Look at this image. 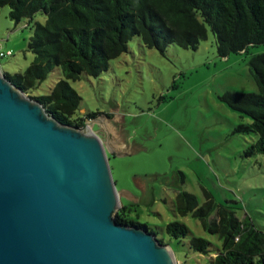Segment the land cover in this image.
<instances>
[{"label": "rangeland", "instance_id": "1", "mask_svg": "<svg viewBox=\"0 0 264 264\" xmlns=\"http://www.w3.org/2000/svg\"><path fill=\"white\" fill-rule=\"evenodd\" d=\"M8 12V7L0 8V52L5 54L0 70L12 75L22 73L32 61L27 49L31 26L45 19L36 14L30 23L15 24ZM262 53L264 45H257L219 58L209 29L197 50L170 45L164 55L133 38L128 51L111 60L99 77L83 75L69 82L81 98L75 117H123V123L109 121L111 126L144 149L120 158L108 154L112 178L116 190L130 196L121 199L127 218L167 244L177 264H210L213 255L188 248L191 237L207 240L214 250L220 247L217 236L205 232L198 220L174 213L179 192L193 194L199 205L207 192L216 205L231 207L239 220L247 217L264 231V157L244 156L255 136L235 133V128L250 120L221 101L225 92H258L248 62ZM59 79L56 68L33 95L48 94ZM92 129L98 131L99 125ZM173 221L189 229L180 242L165 233L166 224Z\"/></svg>", "mask_w": 264, "mask_h": 264}, {"label": "trees", "instance_id": "2", "mask_svg": "<svg viewBox=\"0 0 264 264\" xmlns=\"http://www.w3.org/2000/svg\"><path fill=\"white\" fill-rule=\"evenodd\" d=\"M2 7L9 8L8 17L15 24L21 20L30 23L36 14L45 19L43 24L31 26L27 43L33 55L30 64L22 73L3 74L28 97L38 100L51 116L78 128L95 115L75 117L81 98L69 82L83 75L99 77L111 60L128 51L133 38L161 55L170 45L197 50L208 29L219 58L264 45V0H0ZM248 64L258 92H225L221 101L250 120L235 128V133L255 136L244 156L264 157V53L252 56ZM56 68L61 79L48 94L34 96L32 91ZM203 195L205 201L199 205L193 194L179 192L174 213L198 220L205 232L217 236L220 247L214 250L207 240L191 237L188 248L213 255L210 264H264V231L247 217L239 220L231 207L216 205L209 193ZM127 212L122 206L115 221L149 231L128 219ZM164 230L178 242L190 233L177 221L166 224Z\"/></svg>", "mask_w": 264, "mask_h": 264}, {"label": "water", "instance_id": "3", "mask_svg": "<svg viewBox=\"0 0 264 264\" xmlns=\"http://www.w3.org/2000/svg\"><path fill=\"white\" fill-rule=\"evenodd\" d=\"M109 121L123 117L63 124L0 70V264H177L155 234L115 221L130 196L108 154L144 149Z\"/></svg>", "mask_w": 264, "mask_h": 264}, {"label": "built area", "instance_id": "4", "mask_svg": "<svg viewBox=\"0 0 264 264\" xmlns=\"http://www.w3.org/2000/svg\"><path fill=\"white\" fill-rule=\"evenodd\" d=\"M1 57H4V54H3L2 52H0V58H1Z\"/></svg>", "mask_w": 264, "mask_h": 264}, {"label": "flooded vegetation", "instance_id": "5", "mask_svg": "<svg viewBox=\"0 0 264 264\" xmlns=\"http://www.w3.org/2000/svg\"><path fill=\"white\" fill-rule=\"evenodd\" d=\"M99 135H102V138H104V135H103V133L99 132Z\"/></svg>", "mask_w": 264, "mask_h": 264}, {"label": "crops", "instance_id": "6", "mask_svg": "<svg viewBox=\"0 0 264 264\" xmlns=\"http://www.w3.org/2000/svg\"><path fill=\"white\" fill-rule=\"evenodd\" d=\"M120 191H122V190H120Z\"/></svg>", "mask_w": 264, "mask_h": 264}]
</instances>
